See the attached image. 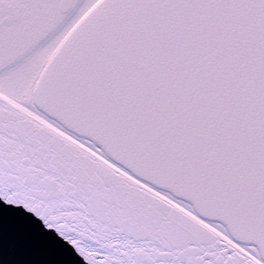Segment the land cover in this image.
<instances>
[{
  "label": "snow or ice",
  "instance_id": "1",
  "mask_svg": "<svg viewBox=\"0 0 264 264\" xmlns=\"http://www.w3.org/2000/svg\"><path fill=\"white\" fill-rule=\"evenodd\" d=\"M0 264H264V0H0Z\"/></svg>",
  "mask_w": 264,
  "mask_h": 264
}]
</instances>
